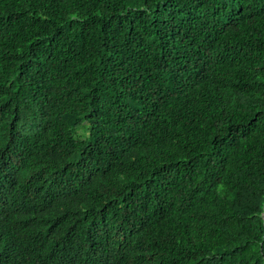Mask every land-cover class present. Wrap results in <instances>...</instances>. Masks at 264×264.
I'll return each instance as SVG.
<instances>
[{"label":"trees","instance_id":"16d2710c","mask_svg":"<svg viewBox=\"0 0 264 264\" xmlns=\"http://www.w3.org/2000/svg\"><path fill=\"white\" fill-rule=\"evenodd\" d=\"M0 264H264V0H0Z\"/></svg>","mask_w":264,"mask_h":264}]
</instances>
